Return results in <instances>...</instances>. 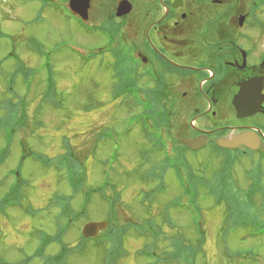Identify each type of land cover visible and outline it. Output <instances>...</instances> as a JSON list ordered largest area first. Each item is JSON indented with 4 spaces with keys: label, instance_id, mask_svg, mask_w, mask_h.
Instances as JSON below:
<instances>
[{
    "label": "rangeland",
    "instance_id": "rangeland-1",
    "mask_svg": "<svg viewBox=\"0 0 264 264\" xmlns=\"http://www.w3.org/2000/svg\"><path fill=\"white\" fill-rule=\"evenodd\" d=\"M3 2L8 5L6 14H0V200L13 188L20 194L17 199H10L0 213V262L43 264L60 259L55 240L44 250L47 258L37 255V250L34 257L33 252L39 245L40 232L57 235L58 208L50 207L55 203L53 199L72 193L64 177L43 160L59 155L68 146L73 150L75 171L85 178L82 188L88 194L102 185H108V198H113L117 190L121 194L116 205L91 194L87 217L77 219L72 229L62 234L68 244L75 243L84 223L105 219L116 206L119 221L146 223L150 219L161 226L164 234L155 245L162 255L171 238H184V244L197 248L194 264H264V236L256 237L253 230L248 235L246 217L227 208L224 198L217 204L218 195L213 197L208 192L210 185L217 184L224 194L242 196L244 209L255 215L258 225L264 226V193L253 195L254 206L244 196L250 188L264 189V177L257 178L260 172L264 176V156L258 159L255 154L240 155L231 166V173L225 170L218 175L213 173L221 166L222 155L212 154L211 146L196 152L184 149L187 167L199 177L204 175L196 186L197 218L203 235L197 237L195 216L188 208H167V202L180 194L181 185L175 172L162 165L161 152L148 144V137L136 124L134 116L142 113L141 96L117 95L120 80L113 79V74L119 73L120 68L115 65L117 62L111 64L108 51L101 45L100 26L85 30L53 8L39 10L29 0H0V11ZM225 3L232 21L229 33L235 31L238 17L251 11L250 16L261 27L254 23L252 29L245 30L250 36L247 43L257 52L264 50V8L256 13L252 9L254 4L261 5L259 0ZM224 21L214 16L213 26ZM36 45L38 51L33 50ZM71 47L83 48L84 52L74 53ZM51 83L52 97L47 92ZM172 90L173 97L168 96L167 87L166 96L158 97L166 102L165 118L171 131L168 133L181 141L192 133L191 110L185 109L186 100L190 107L188 99L181 98L180 88ZM146 151L149 152L145 155ZM201 166L205 171L200 170ZM156 185L161 190L151 189ZM85 191L80 190L71 199L74 209L83 205ZM148 192L154 195L143 201ZM148 240L129 229L126 236H112L110 246L105 242L86 243V249L68 253L65 260L68 264H103L106 248L117 253L116 264H149L142 253Z\"/></svg>",
    "mask_w": 264,
    "mask_h": 264
},
{
    "label": "flooded vegetation",
    "instance_id": "flooded-vegetation-1",
    "mask_svg": "<svg viewBox=\"0 0 264 264\" xmlns=\"http://www.w3.org/2000/svg\"><path fill=\"white\" fill-rule=\"evenodd\" d=\"M29 1L39 10L53 8L85 30L100 26L101 45L111 64L117 49L123 51L121 63L140 68L146 95L166 96L167 87L173 97L170 89L180 88L191 108L186 100L189 138L204 135L209 147L217 139L243 134L257 148L240 145L239 156H264V50L257 52L247 43L245 30L258 24L251 11L244 12L245 20H251H246L248 25H239L237 19L229 33L232 21L225 0H88L87 21L68 8L69 0ZM120 3L127 12L118 10ZM214 16L225 21L213 26ZM236 95L247 106L241 117L232 102Z\"/></svg>",
    "mask_w": 264,
    "mask_h": 264
},
{
    "label": "trees",
    "instance_id": "trees-1",
    "mask_svg": "<svg viewBox=\"0 0 264 264\" xmlns=\"http://www.w3.org/2000/svg\"><path fill=\"white\" fill-rule=\"evenodd\" d=\"M34 51H38L37 49V45L35 47H33ZM118 57L116 56V62L117 64H115L117 67L120 68V72L117 73V78L121 79L118 85V89L117 91V95L119 94H123V95H127V93H135L137 94V90L134 88L135 86V81L133 79V77H129V75H123L125 68L122 66V64H120V62L118 61ZM52 91V90H51ZM50 92V89L49 91ZM53 96V94L51 95V97ZM45 97V96H44ZM118 96H115L114 98H117ZM144 100L141 98L140 99V104L143 103ZM144 108V106L142 107ZM143 112V109H142ZM157 120L160 122L158 124H155L157 129H160L161 126H164L166 129L167 127L170 128V126L167 123V120L165 118V110H164V104L162 103V101L160 99H156L155 100V104L153 107V114ZM136 120L138 123L141 124L142 130L146 131V127L142 121V113H140L136 116ZM22 121V117L19 118ZM151 136L149 135L148 138H150ZM67 149L64 150V155H60L59 157L55 158V159H49L47 161H45V164H49V165H53L55 167V169H61V168H65V175L64 178L65 180L68 181L70 187H71V191L72 193L69 195H57L53 200L55 201L54 204H52L50 207H57L58 208V214H57V218H61L57 220V236L54 239L53 236H48L46 237V235L44 234V232H40V237L43 235L42 239H41V243L39 242V245L37 247V255L40 256V254L42 256L44 255V250L46 248V246L54 241L55 244L58 246V251L61 254L60 255V259L56 260V259H52L49 260V262H51V264H68L66 262V256L68 253H72L75 251H83L84 249H86L85 247V240H80L75 246H70V244H68L62 234L66 233L68 231L69 228H71L73 225H71V223L73 222L74 224L76 223L75 221L77 219H79L82 215H85V213H87V204L89 201V197L91 194L93 193H97L101 199L104 202H108L110 201L111 203H114L115 205L121 201V194L120 192L117 190L116 194L113 198H108L107 195H105V188L108 185L105 186H99L96 189H93V193L88 194L85 189L82 188V185H84L85 182V178L82 179V177L80 176V174L78 172L75 171V158L72 155L73 150L70 147H66ZM214 152L212 151V154ZM165 163H167V161H165ZM188 164L186 163V166ZM225 165V164H224ZM224 165L223 163H221V166L219 167L218 170H216L213 174H218L221 173L224 170ZM201 171H205L204 167L201 166ZM185 171H187V180L189 182H191L192 187L194 188V192L193 191H188L187 187L189 189L190 186L187 185V187L185 188L183 183H182V177H180L179 175H177L178 177V182L181 185V193L177 196V200H181L182 198H186L187 201H193V203L196 204V211L199 210V204L197 202V198L199 196V194L196 191V186H198V183L204 179V175L201 174L202 176L199 177L196 175V171L189 169L188 167L185 169ZM163 173H165V171H163ZM217 175V176H218ZM152 178V177H151ZM155 180V179H154ZM160 183V181H159ZM161 184V183H160ZM20 185V184H19ZM18 185V187H19ZM211 186V190H208V192L210 194H212L211 196L215 197L216 195H218L219 198H223L225 196H227V194L223 193V190L218 189L216 187H219L217 184L216 185H210ZM160 186L156 185L155 188H151V189H155L158 190ZM161 188V187H160ZM207 188V187H206ZM205 188V189H206ZM220 188V187H219ZM82 191H85V198H84V202L83 205H81L76 211L72 210L70 207V201L72 199L73 196L78 195V193ZM18 194H20V191L17 192L16 188H13V190L9 193H7L4 198H2L0 200V213H2L4 211V209L7 206V203L10 199L14 198L17 199ZM153 192H148L145 196V198L143 199V201L149 200L150 196H153ZM217 198V197H216ZM218 199V198H217ZM229 199V198H228ZM195 201V202H194ZM242 205V202H236L233 201L231 199L228 200V202L226 203V207L232 210H239L240 206ZM225 207V208H226ZM167 208H169V205L167 204ZM183 208H187V207H183ZM110 215L108 216V234H113V235H117V234H124V236L127 235L129 228H128V223L126 224H121L122 222L119 221V219L116 218V206L115 209L113 208V210H109ZM79 217V218H78ZM231 217V216H230ZM253 218H255V215H253L252 217H248L245 218L246 222L244 223L245 225H251L253 223ZM68 219V220H67ZM244 219V220H245ZM234 220V219H233ZM166 223H170L168 221V218H166ZM121 222V223H120ZM238 223V222H237ZM148 224L151 226V229H144V231L142 232V227L138 228L139 232L141 233V235H144L145 237H156L157 233L159 232L162 236H163V231L161 229L160 225L155 224L153 221L148 222ZM132 226L135 227L134 224H131ZM51 235V234H50ZM60 237H59V236ZM200 238V237H199ZM160 240H157V238H152V245H155L156 242H159ZM185 240L183 238L181 239H176V238H171L169 242V244L172 246V248L170 250L165 251L161 257L154 259L155 263L154 264H194V259H195V252L197 251V248H193L190 245H186L184 244ZM88 242V241H87ZM96 243H101V241H98ZM199 244L202 243L201 240H199L198 242ZM105 251V250H104ZM109 252V256L111 251L107 250ZM159 251V250H158ZM46 257V256H45ZM47 258V257H46ZM159 259V261L156 263V261ZM48 262V261H47ZM47 262L43 263V264H47Z\"/></svg>",
    "mask_w": 264,
    "mask_h": 264
},
{
    "label": "water",
    "instance_id": "water-1",
    "mask_svg": "<svg viewBox=\"0 0 264 264\" xmlns=\"http://www.w3.org/2000/svg\"><path fill=\"white\" fill-rule=\"evenodd\" d=\"M72 7L82 14L84 17H86V11H87V5H88V0H70ZM121 12H127L125 8L123 7V4L120 3L119 8ZM244 19V17L239 18V22ZM233 105L237 114V117L243 116L246 112V105L242 102V100L236 96L233 99ZM250 113V112H249ZM203 140L204 137H196L195 139H183V142H185L190 148L196 149L199 148L203 145ZM244 144L247 146H250L252 148H256V143L253 145H250V142L243 136H236L231 139H225V140H218V144L222 147H236L239 144ZM106 226V223L101 221V222H88L84 225L83 227V235L84 236H91L97 233V231L100 228H104Z\"/></svg>",
    "mask_w": 264,
    "mask_h": 264
},
{
    "label": "bare ground",
    "instance_id": "bare-ground-1",
    "mask_svg": "<svg viewBox=\"0 0 264 264\" xmlns=\"http://www.w3.org/2000/svg\"><path fill=\"white\" fill-rule=\"evenodd\" d=\"M7 5L8 4H6L5 2H3V4H2V8H1V13H2V15H5L6 14V10H7ZM212 219V218H211Z\"/></svg>",
    "mask_w": 264,
    "mask_h": 264
}]
</instances>
